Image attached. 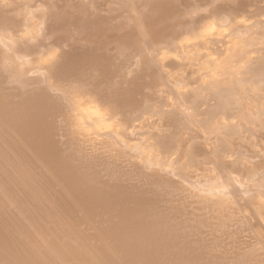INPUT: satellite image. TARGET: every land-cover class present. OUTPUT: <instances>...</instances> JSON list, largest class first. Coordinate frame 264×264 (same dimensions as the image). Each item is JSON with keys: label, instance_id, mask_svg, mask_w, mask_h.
I'll return each mask as SVG.
<instances>
[{"label": "bare ground", "instance_id": "bare-ground-1", "mask_svg": "<svg viewBox=\"0 0 264 264\" xmlns=\"http://www.w3.org/2000/svg\"><path fill=\"white\" fill-rule=\"evenodd\" d=\"M0 264H264V0H0Z\"/></svg>", "mask_w": 264, "mask_h": 264}]
</instances>
